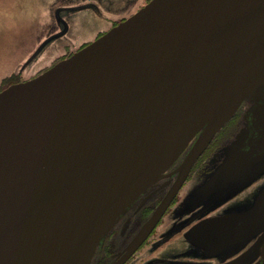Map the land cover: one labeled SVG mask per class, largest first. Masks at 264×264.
<instances>
[{
	"label": "water",
	"instance_id": "obj_1",
	"mask_svg": "<svg viewBox=\"0 0 264 264\" xmlns=\"http://www.w3.org/2000/svg\"><path fill=\"white\" fill-rule=\"evenodd\" d=\"M242 103L244 126L185 195L184 203L198 197L189 209L209 194L224 202L264 171V0H149L8 84L0 90V264H89L119 215L184 153L133 251ZM263 228L264 185L243 213L204 218L184 235L216 251Z\"/></svg>",
	"mask_w": 264,
	"mask_h": 264
},
{
	"label": "flooded vegetation",
	"instance_id": "obj_2",
	"mask_svg": "<svg viewBox=\"0 0 264 264\" xmlns=\"http://www.w3.org/2000/svg\"><path fill=\"white\" fill-rule=\"evenodd\" d=\"M148 1L61 0L60 5L55 7L52 21L44 23L38 31L36 36L42 37L34 48L35 52H38L47 46L56 47L53 50V52L57 51L56 55L49 63L37 68L36 73L29 77L21 73L25 65L22 69L18 68L16 72L7 74L1 80L0 88H4L11 82L28 79L56 61L69 56ZM83 16L88 22L84 32L79 33L77 29H73V26L74 22ZM72 36H83V38L74 40ZM37 54L32 55L27 64ZM246 109L247 104L242 103L239 109L214 133L190 167L185 180L159 220L133 251H129V243L169 190L175 179L174 170L184 153L165 171L168 175L148 186L119 215L111 229L96 246L89 264H264V228L257 232L247 231L242 234L243 236L224 246L219 240L216 251L209 249L213 252L202 249L197 245L198 242L195 243L196 241L190 242L184 235L187 229L204 218L243 213L254 204L264 185L263 171L246 186H252V189L242 200L232 201L238 192L246 187L220 204H217L218 199L213 198L211 194L202 198L201 203L192 209L189 208L197 203L198 197H191L187 202H183L185 195L207 179L222 162L231 141L244 126L243 115ZM185 181L189 186L180 197H177ZM164 215L166 219L162 220ZM159 222H161L160 225H158ZM215 230L212 228L211 231ZM192 237L195 239V234Z\"/></svg>",
	"mask_w": 264,
	"mask_h": 264
},
{
	"label": "rangeland",
	"instance_id": "obj_3",
	"mask_svg": "<svg viewBox=\"0 0 264 264\" xmlns=\"http://www.w3.org/2000/svg\"><path fill=\"white\" fill-rule=\"evenodd\" d=\"M60 2L61 0H0V81L7 70L22 69L25 64V67L20 70L23 76L29 77L36 73L37 68L53 59L57 53V51L53 52L56 47L50 48L47 46L41 51L39 50V53L36 52L38 54L29 64L26 63L27 57L21 62L20 66L15 65V63H18L17 58L21 55L23 43L28 40L31 41L30 34L36 36L44 23L52 21L53 12L56 10L55 7L60 5ZM84 17L74 22L73 29H77L79 33L84 32L86 22H88ZM81 38L83 36H72L74 40H80ZM186 181L179 190L177 197H180L189 186ZM251 187L248 186L238 192L232 201L242 200L248 196L252 189ZM165 216H163L162 220L166 219ZM169 218L171 219V217ZM160 224L161 222L158 223V225Z\"/></svg>",
	"mask_w": 264,
	"mask_h": 264
},
{
	"label": "crops",
	"instance_id": "obj_4",
	"mask_svg": "<svg viewBox=\"0 0 264 264\" xmlns=\"http://www.w3.org/2000/svg\"><path fill=\"white\" fill-rule=\"evenodd\" d=\"M30 37L32 38L31 41H26L23 43L22 47H21V55L17 58L18 63H15V65L20 66L21 62L23 60H25L29 54L32 52V50L35 48V46L37 45V43L39 42V40L41 39L42 36H32L30 34ZM25 65V64H24ZM18 69H10L7 70L4 74L2 79L5 77V75L7 76V74L11 73V72H16ZM1 82V81H0Z\"/></svg>",
	"mask_w": 264,
	"mask_h": 264
}]
</instances>
